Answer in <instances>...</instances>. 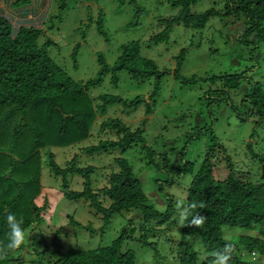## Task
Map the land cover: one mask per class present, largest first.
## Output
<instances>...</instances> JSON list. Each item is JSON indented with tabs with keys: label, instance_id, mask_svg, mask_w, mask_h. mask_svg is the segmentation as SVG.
Here are the masks:
<instances>
[{
	"label": "rangeland",
	"instance_id": "obj_1",
	"mask_svg": "<svg viewBox=\"0 0 264 264\" xmlns=\"http://www.w3.org/2000/svg\"><path fill=\"white\" fill-rule=\"evenodd\" d=\"M27 1L14 3L13 7L18 8ZM224 1L199 0L193 10L197 13L211 7L224 10ZM65 2L60 20V0L51 1L40 24L44 31L38 43L53 40L48 48L49 56L73 79L86 82L95 78L100 71V54L112 67L122 53L123 45L131 41H139L142 55L154 60L162 72L168 73L162 76L159 93L152 97L156 76L135 79L126 70L118 73V84L112 83V74H108L102 84L91 89L94 105L101 103L98 99L101 94L118 95L128 101L140 97L143 101L135 108L110 104L106 113L98 114L87 139L66 147L51 146L41 150V193L36 202L45 208L40 219L25 231V247L13 256L11 264H45L49 259L47 249L53 247L56 239L64 251L74 248L86 251L110 244L125 229L131 228L135 238L127 239L123 249L135 252L136 264H177V247L182 237L180 215L192 175H174L172 185H163L168 179L167 170L162 168L165 156L179 165L181 151L188 145L187 158L195 162L197 168L213 134L225 146L238 169L246 171L254 182L264 181V120L254 116L243 120L251 110L238 114L224 103L211 104L210 89L215 86L209 80H202L212 75L248 70L249 76L264 84V38L258 31L245 35L248 25L243 15L236 18L223 14L211 17L200 28L177 23L168 40L152 41L153 36L166 30L163 19L179 13L180 8L173 5V0ZM15 12L20 15L18 10ZM75 49L78 50L76 59ZM182 50H185V58L178 64ZM176 67H180L183 76L196 75L201 80L193 85L183 84L174 77ZM217 87L222 88L221 83ZM246 91L244 84L231 92V99L240 102ZM147 104L151 105V113H147ZM109 117H119L133 129L144 128L146 144L155 152L154 161L151 162L142 143L126 149H112L109 153L86 154V147L101 140L118 138L115 131L102 127V122ZM50 152L61 167L73 157H77L80 166H94L92 181L96 191L106 184L108 173L118 169L116 158H127L142 181L147 203L165 210L167 204L158 203L153 193L159 192L165 203L170 197L173 203L171 216L164 223L152 221L144 225L140 210L125 211L116 213L105 227V220L89 202L70 200L65 196L64 178L54 174L49 163ZM223 154L226 155L221 150L222 159ZM65 179L70 191H80L84 187V178L80 174H69ZM223 232L226 242L235 243L242 235L264 239V227L247 229L225 225ZM191 241L200 261L211 256L201 235H192ZM256 252L253 256L241 247L239 255L248 264H264V254ZM149 253L150 257L142 261Z\"/></svg>",
	"mask_w": 264,
	"mask_h": 264
},
{
	"label": "trees",
	"instance_id": "obj_2",
	"mask_svg": "<svg viewBox=\"0 0 264 264\" xmlns=\"http://www.w3.org/2000/svg\"><path fill=\"white\" fill-rule=\"evenodd\" d=\"M198 2L173 0V5L180 8L179 13L163 19L166 30L153 36L152 41L168 40L177 23L200 28L211 17L223 14L236 18L243 15L248 25L245 35L258 31L264 38V0H225L224 10L211 7L200 13L193 10ZM65 4V0H60V20ZM40 24H16L14 16L0 13V246L7 243L9 229L6 216L9 212L23 220L22 227L26 231L40 219L45 208L36 202L41 193V150L51 146L66 147L87 139L98 114L106 113L110 104L135 108L143 101L140 97L128 101L118 95L101 94L98 97L101 103L94 105L91 89L102 84L108 74H112V83L118 84V73L126 70L135 79L156 76L152 97L159 93L162 76L168 73L162 72L154 60L142 55L139 41H131L123 45L122 53L112 67L100 54L99 74L86 82L77 81L49 56L52 39L38 43L44 31ZM99 29L103 32L100 25ZM77 51L75 49L74 59ZM184 58L185 50H182L177 63L181 64ZM173 74L185 85L201 80L196 75L183 76L180 67H176ZM202 80H209L215 86L210 89L211 104L224 103L238 114L251 110L243 120L250 116L264 120V84L249 76L248 70L212 75ZM218 83L222 88L217 87ZM244 84L247 91L240 102L232 100L231 92ZM147 105V113H151V105ZM102 127L115 131L118 138L90 145L84 149L86 154L109 153L112 149H126L142 143L151 162L154 161L155 152L146 144L144 128L133 129L119 117L105 119ZM212 127L213 124L210 129ZM187 146L181 151L179 165L172 163L168 156H165V162L162 161V168L168 174L163 185H172L174 175H192L183 208L193 203L202 202L205 205L192 209L184 220L177 247V264H211L212 255L207 260H199L191 236L201 235L205 249L212 254L226 243L223 226L264 227V181L254 182L245 174L246 171L238 169L225 146L213 134L197 168L195 162L187 158ZM221 150L226 154H223L224 159L219 155ZM49 157L54 174L64 178L65 196L70 200L84 199L89 202L90 207L105 220V227L116 213L125 211L140 210L144 225L152 221L164 223L171 216V198L165 203V210L148 204L142 181L125 157L116 158L118 169L108 173L106 184L98 191L92 181L94 166H80L77 157H73L65 167H61L53 152L49 153ZM69 174H80L84 178L82 190L70 191L67 188L65 178ZM197 214L205 217L203 227L190 226V221ZM133 232L132 228L125 229L110 244L86 251L76 248L64 251L61 242L56 239L53 247L47 249L49 259L45 264H136L135 252L123 249L127 239L135 238ZM234 244L236 252L229 264H248L239 255L241 247L264 254V239L260 236L242 235ZM24 247L25 243L14 252L0 253V264H11L13 256Z\"/></svg>",
	"mask_w": 264,
	"mask_h": 264
},
{
	"label": "clouds",
	"instance_id": "obj_3",
	"mask_svg": "<svg viewBox=\"0 0 264 264\" xmlns=\"http://www.w3.org/2000/svg\"><path fill=\"white\" fill-rule=\"evenodd\" d=\"M197 207H205V205L201 202L199 204L193 203L190 206H187L180 215V223L184 224V220L190 214L192 209ZM6 221L8 225V233H7V243L3 246H0V253L14 252L20 249L25 243V230L22 227L23 220L18 219L17 216L11 212H9L6 216ZM205 221V217L203 215H195L193 219L190 221V226L195 227H203ZM236 252V246L232 242H226L222 249L216 250L212 252L213 260L212 264H229V261L232 259L233 254ZM150 253L147 256L142 258L143 260H147L150 257Z\"/></svg>",
	"mask_w": 264,
	"mask_h": 264
},
{
	"label": "crops",
	"instance_id": "obj_4",
	"mask_svg": "<svg viewBox=\"0 0 264 264\" xmlns=\"http://www.w3.org/2000/svg\"><path fill=\"white\" fill-rule=\"evenodd\" d=\"M51 1L52 0H33V2H31V0H29L27 3L15 8L13 7L14 3L24 2H22V0H0V13L12 17L15 15L14 22L16 24H39L43 22L41 20L45 18ZM16 10L19 11V16L15 12Z\"/></svg>",
	"mask_w": 264,
	"mask_h": 264
},
{
	"label": "water",
	"instance_id": "obj_5",
	"mask_svg": "<svg viewBox=\"0 0 264 264\" xmlns=\"http://www.w3.org/2000/svg\"><path fill=\"white\" fill-rule=\"evenodd\" d=\"M153 196L156 198V201L160 204H165L164 200L161 198V196L159 195V192H154Z\"/></svg>",
	"mask_w": 264,
	"mask_h": 264
},
{
	"label": "built area",
	"instance_id": "obj_6",
	"mask_svg": "<svg viewBox=\"0 0 264 264\" xmlns=\"http://www.w3.org/2000/svg\"><path fill=\"white\" fill-rule=\"evenodd\" d=\"M251 254H252L253 256H255V255L257 254V252H256V251H253V252H251Z\"/></svg>",
	"mask_w": 264,
	"mask_h": 264
}]
</instances>
